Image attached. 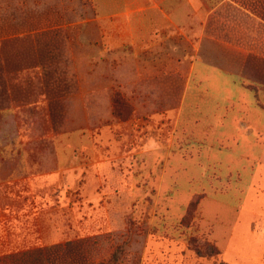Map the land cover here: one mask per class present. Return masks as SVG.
<instances>
[{"label": "rangeland", "instance_id": "obj_1", "mask_svg": "<svg viewBox=\"0 0 264 264\" xmlns=\"http://www.w3.org/2000/svg\"><path fill=\"white\" fill-rule=\"evenodd\" d=\"M103 1L0 0V264H264V0Z\"/></svg>", "mask_w": 264, "mask_h": 264}, {"label": "crops", "instance_id": "obj_2", "mask_svg": "<svg viewBox=\"0 0 264 264\" xmlns=\"http://www.w3.org/2000/svg\"><path fill=\"white\" fill-rule=\"evenodd\" d=\"M126 1L127 0H125L124 3H120L118 1L117 2H115V1L107 2V1L104 0L102 4L101 3L99 4V5H101L100 7H102L103 10H111V12H114V13L110 12V13L99 14L98 17H96L94 20L101 23L100 26L103 28V30H105V27L111 29V28L117 26L118 23L115 22V21L116 20H118V21L121 20L122 17H119L120 14L119 13H115V12L121 11L122 12L121 15L123 16L124 14L130 15V14H128L129 12L135 11V9H132L131 5L128 2H126ZM162 1H161V3L155 4V5H148V6H143V7L141 6L137 10L138 11H143V10H146V9H156L158 11V18H159V20L162 21L161 23H159V25L168 26L169 23H172V24L174 23V20H173L174 13H173V11L175 10V5L174 6L171 5L166 0H164L163 2ZM250 124L251 123L248 122V123H246V126H250ZM220 125H222V122H220ZM256 129L254 127H251L249 132L253 133V132L256 131ZM53 148H54V150L56 149L55 146H53ZM57 160H58L57 167L61 168L62 171H65L68 168H70L69 166H71V165L73 166L74 165V160H72L70 158V160H71L70 161L65 156V152L63 154V153L59 152L58 150H57ZM103 161L104 160L98 159V162H100V163H103ZM98 165H100V164H98ZM75 172H77V171H75ZM51 174H55V173L53 172Z\"/></svg>", "mask_w": 264, "mask_h": 264}, {"label": "trees", "instance_id": "obj_3", "mask_svg": "<svg viewBox=\"0 0 264 264\" xmlns=\"http://www.w3.org/2000/svg\"><path fill=\"white\" fill-rule=\"evenodd\" d=\"M218 254H219V251L216 248H214V247L211 248L210 256H216Z\"/></svg>", "mask_w": 264, "mask_h": 264}]
</instances>
